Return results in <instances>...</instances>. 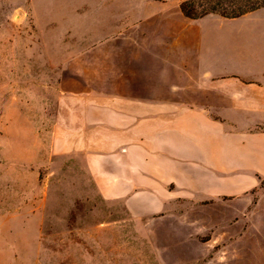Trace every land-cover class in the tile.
<instances>
[{"label": "crops", "instance_id": "crops-1", "mask_svg": "<svg viewBox=\"0 0 264 264\" xmlns=\"http://www.w3.org/2000/svg\"><path fill=\"white\" fill-rule=\"evenodd\" d=\"M120 17L116 46L96 50L99 84L76 76L56 96L51 154H80L102 198L136 219L188 206L208 245L197 262L241 264L235 239L264 197L253 191L264 180V7L190 19L154 0ZM220 204L235 208L220 215Z\"/></svg>", "mask_w": 264, "mask_h": 264}, {"label": "rangeland", "instance_id": "rangeland-1", "mask_svg": "<svg viewBox=\"0 0 264 264\" xmlns=\"http://www.w3.org/2000/svg\"><path fill=\"white\" fill-rule=\"evenodd\" d=\"M151 1L0 0V264H201L208 245L188 206L136 219L102 198L80 154L50 151L56 96L77 89L76 76L99 84L96 50L116 46L117 16ZM255 213L233 245L241 264H264V197Z\"/></svg>", "mask_w": 264, "mask_h": 264}, {"label": "trees", "instance_id": "trees-1", "mask_svg": "<svg viewBox=\"0 0 264 264\" xmlns=\"http://www.w3.org/2000/svg\"><path fill=\"white\" fill-rule=\"evenodd\" d=\"M261 7H264V0H180L179 3L181 12L190 19L207 14L238 17ZM263 183L264 180H261L260 188H263Z\"/></svg>", "mask_w": 264, "mask_h": 264}]
</instances>
